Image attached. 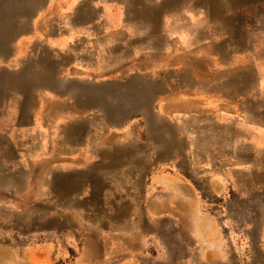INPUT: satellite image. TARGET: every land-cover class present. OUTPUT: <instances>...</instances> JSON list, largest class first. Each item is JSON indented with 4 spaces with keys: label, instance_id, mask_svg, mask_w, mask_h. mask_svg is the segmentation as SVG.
<instances>
[{
    "label": "rangeland",
    "instance_id": "obj_1",
    "mask_svg": "<svg viewBox=\"0 0 264 264\" xmlns=\"http://www.w3.org/2000/svg\"><path fill=\"white\" fill-rule=\"evenodd\" d=\"M58 2L0 0L7 264H105L110 235L264 264V0ZM61 13L98 37H44Z\"/></svg>",
    "mask_w": 264,
    "mask_h": 264
},
{
    "label": "crops",
    "instance_id": "obj_2",
    "mask_svg": "<svg viewBox=\"0 0 264 264\" xmlns=\"http://www.w3.org/2000/svg\"><path fill=\"white\" fill-rule=\"evenodd\" d=\"M53 1H60L58 4H60L62 1H80V0H53ZM86 1H93L94 3L99 2L98 5H104L106 1L108 0H86ZM74 4V3H73ZM72 4V5H73ZM81 6V5H78ZM68 13H61L59 18L63 21L64 29L61 31L63 35H58L60 33L58 31L57 24H54V28L49 30V32L44 31V37L46 38H55V44H58V40L61 39H96L98 37V32H96L95 28L96 23H92L89 26L88 30H83L80 27H77L75 24L73 25V18H70V20H66L65 17ZM58 16L56 17L59 19ZM88 22H93L89 20ZM56 27V28H55ZM54 29V30H53ZM104 36V33H103ZM91 48H86V54H90ZM62 189L60 186L57 187L55 185L53 190V197L56 199L60 196ZM51 196V198H53ZM47 199V198H46ZM45 199V201H46ZM55 199V202L53 206L55 208L57 207L58 203ZM46 206V203H45ZM111 213V212H110ZM114 214V213H113ZM110 224L107 229L111 231H116L115 226ZM36 227V226H35ZM31 231H35L36 236L38 238V241L41 242V240L46 241L47 239L50 240H56L58 238V234L61 231V229L55 228L54 232H49L48 235V228L46 225H37L36 228L28 227L26 230L22 229L20 233H24L28 238L30 237ZM10 238L18 231H15V229L10 228ZM140 235V234H139ZM103 247H104V254H103V261L105 264H206L207 260H214L216 264H224V256L222 251L221 244L218 245L217 242H215V251L213 255H210L208 253V247L205 244V240L200 238H191V239H181V240H175L174 245H168L167 250L163 251L162 247H160L159 243L156 240H150L149 243L151 246H148L147 242H144L142 237L140 238H134V240L131 239H123V238H117L115 240L112 235H110L109 239L103 240ZM14 245V238L13 242H9L8 239H4L0 235V264H7V259L5 256V253L7 248H10ZM5 249V250H4ZM211 253V252H210Z\"/></svg>",
    "mask_w": 264,
    "mask_h": 264
}]
</instances>
